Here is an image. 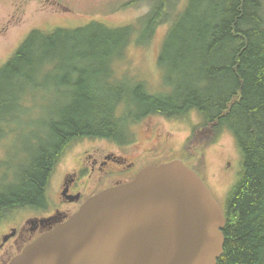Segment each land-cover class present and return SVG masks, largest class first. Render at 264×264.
I'll list each match as a JSON object with an SVG mask.
<instances>
[{"label": "trees", "instance_id": "trees-1", "mask_svg": "<svg viewBox=\"0 0 264 264\" xmlns=\"http://www.w3.org/2000/svg\"><path fill=\"white\" fill-rule=\"evenodd\" d=\"M151 2L138 17L142 38L149 44L169 23L153 59L163 80L153 88L116 76L133 32L110 22L33 29L0 67V131L26 124L29 143L12 176H0V219L45 203L56 159L73 140L109 138L121 120L144 112H195L231 134L240 154L221 204L217 264H264V0H187L177 11L176 0ZM36 101L45 103L44 117L28 104Z\"/></svg>", "mask_w": 264, "mask_h": 264}, {"label": "water", "instance_id": "water-1", "mask_svg": "<svg viewBox=\"0 0 264 264\" xmlns=\"http://www.w3.org/2000/svg\"><path fill=\"white\" fill-rule=\"evenodd\" d=\"M221 206L180 160L86 199L8 264H217Z\"/></svg>", "mask_w": 264, "mask_h": 264}, {"label": "rangeland", "instance_id": "rangeland-1", "mask_svg": "<svg viewBox=\"0 0 264 264\" xmlns=\"http://www.w3.org/2000/svg\"><path fill=\"white\" fill-rule=\"evenodd\" d=\"M186 2L187 0H176L175 11L181 10ZM149 3H152L151 0H0V67L7 62L33 29L52 30L61 27L74 29L93 21L108 24L110 22L117 27L129 25L133 32L132 44L128 43L125 50L123 62L126 65L116 67L118 73L116 76L128 74L129 77H133V80L138 76L141 80L137 81L153 88L163 80V76L155 71L153 59L156 56L160 38L169 23L159 26L154 32L153 40L148 44L149 41L146 42L142 38L145 25L141 24V19L138 17L149 11ZM124 22H126L124 25L120 24ZM161 86L160 84L158 87L161 88ZM28 104L31 108L33 107V110L41 111L44 117L45 103L43 101ZM155 118L159 120L156 121V125L160 126L158 131L161 133L162 141L168 145L164 148L169 150L171 157L184 155V146L188 145L190 140L192 141L193 152H191L192 156L188 157V165L206 178L209 189L212 190L211 192L214 191L215 199L218 202H224L240 169V154L230 135L226 131L213 130L214 128L209 125L204 127L199 115L195 112L180 117L161 115ZM200 128L204 129L205 133L196 136ZM7 129L12 132L0 137V176L3 174L12 176L25 159L29 148L26 124L23 125V129ZM92 144L91 140L78 139L64 148L59 159L61 162L53 167L48 179V192L55 191L62 173L70 170L69 158L75 154H77L75 158H79L91 148ZM29 212L28 209L6 211L0 219V236L11 234L8 232L10 226L18 225Z\"/></svg>", "mask_w": 264, "mask_h": 264}, {"label": "flooded vegetation", "instance_id": "flooded-vegetation-1", "mask_svg": "<svg viewBox=\"0 0 264 264\" xmlns=\"http://www.w3.org/2000/svg\"><path fill=\"white\" fill-rule=\"evenodd\" d=\"M161 115L166 116L157 111L140 113L131 121L121 120L120 128L109 138L83 139L93 142L91 148L79 158H75L77 154L69 158L70 170L62 173L55 191L48 192L46 185L45 203L41 207L26 208L29 214L18 225L10 226L11 234L0 236V264H8L27 244L64 221L101 190L132 180L144 167L173 159L188 161L193 152L191 140L184 146L182 156L171 157L164 148L168 145L162 141L160 126L156 125L159 120L155 118ZM3 133L0 131V137ZM204 133V129H198L196 136ZM60 157L56 159V166L61 162Z\"/></svg>", "mask_w": 264, "mask_h": 264}]
</instances>
